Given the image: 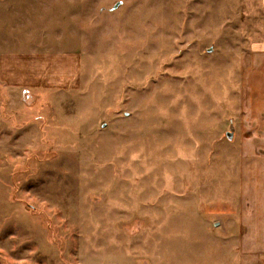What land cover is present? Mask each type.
<instances>
[{
	"label": "rangeland",
	"instance_id": "obj_1",
	"mask_svg": "<svg viewBox=\"0 0 264 264\" xmlns=\"http://www.w3.org/2000/svg\"><path fill=\"white\" fill-rule=\"evenodd\" d=\"M261 2L0 0V264H264Z\"/></svg>",
	"mask_w": 264,
	"mask_h": 264
},
{
	"label": "crops",
	"instance_id": "obj_2",
	"mask_svg": "<svg viewBox=\"0 0 264 264\" xmlns=\"http://www.w3.org/2000/svg\"><path fill=\"white\" fill-rule=\"evenodd\" d=\"M261 1H262L261 4H262V9H263L262 23L264 25V0H261ZM262 32L264 35V28ZM256 47L257 49H254L256 50V57L259 59L262 58L263 60L264 58V38H263V41L260 44H258ZM17 58H18V54L15 52H8L6 53L5 57H2V56L0 57V81H2L4 85L9 84L12 87L13 85L16 86L18 84L17 72L15 69L16 65L13 64L17 60ZM263 62H261V64H259L257 67L261 68Z\"/></svg>",
	"mask_w": 264,
	"mask_h": 264
},
{
	"label": "water",
	"instance_id": "obj_3",
	"mask_svg": "<svg viewBox=\"0 0 264 264\" xmlns=\"http://www.w3.org/2000/svg\"><path fill=\"white\" fill-rule=\"evenodd\" d=\"M118 6H119V3L115 4V6H114L113 8L115 9V8H117ZM226 137L231 139V137H232V133H231V132H230V133H226Z\"/></svg>",
	"mask_w": 264,
	"mask_h": 264
}]
</instances>
